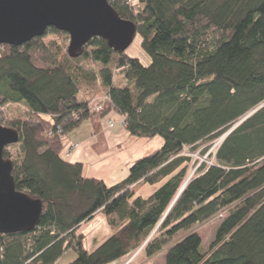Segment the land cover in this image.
<instances>
[{"label": "trees", "instance_id": "16d2710c", "mask_svg": "<svg viewBox=\"0 0 264 264\" xmlns=\"http://www.w3.org/2000/svg\"><path fill=\"white\" fill-rule=\"evenodd\" d=\"M108 2L135 23L149 64L99 36L75 57L44 34L0 44V105L27 109L25 118L4 122L19 133L11 175L15 189L42 201L32 230L0 233V264H52L68 248L75 251L69 264L152 256L177 231L220 211L207 250L189 231L167 247L164 264H264V105L234 126L264 102V0ZM79 58L99 67L70 62ZM113 58L125 85L113 82ZM98 85L110 101L92 111ZM111 111L123 115L129 135H160L162 144L107 184L83 175V163L62 150L67 132L85 119L105 150L100 121ZM230 128L214 162L198 164L187 179L191 156L183 148ZM141 184L155 186L143 196L135 193ZM99 209L115 229L87 250L77 229Z\"/></svg>", "mask_w": 264, "mask_h": 264}, {"label": "water", "instance_id": "95a60500", "mask_svg": "<svg viewBox=\"0 0 264 264\" xmlns=\"http://www.w3.org/2000/svg\"><path fill=\"white\" fill-rule=\"evenodd\" d=\"M49 26L69 34L67 52L74 57L93 36L104 38L116 51H124L136 33L135 23L120 17L108 0H0V44H22L42 35ZM262 105L264 102L234 126ZM18 140L16 129L0 124V233L32 230L42 211L39 198L15 189L13 162L3 157L4 146Z\"/></svg>", "mask_w": 264, "mask_h": 264}, {"label": "rangeland", "instance_id": "374dc122", "mask_svg": "<svg viewBox=\"0 0 264 264\" xmlns=\"http://www.w3.org/2000/svg\"><path fill=\"white\" fill-rule=\"evenodd\" d=\"M128 2L133 4L134 0H128ZM43 34L44 36L42 39L44 41L48 42L49 40H55L60 45L63 54L64 55L68 54L67 48L69 45V34L67 32L65 31L63 33L51 32L48 31L47 29ZM140 42H141L140 34L135 33L131 43L125 49V52L130 56L138 57L142 64L147 65L150 63V56L141 46ZM70 62L72 64L74 63L80 65L83 64V66L89 64L92 65L95 69L99 67V65L85 62L82 58H79L78 60H76V62L75 60H72ZM109 66L110 68H112V77L114 84L125 85L127 82L122 77V74L118 71V69L115 68L114 58L109 64ZM97 87H98L97 91H99L98 95L94 94L93 96H91V98H89L88 100V104L93 99L102 100L101 98L103 97L104 92L99 85ZM130 87L132 89L131 84ZM105 104L106 102L104 103V105ZM26 115H27V109L24 103L8 102L5 103L4 105H0V124L4 125V122L9 118H14V117L25 118ZM105 118L106 121L109 120L108 115ZM117 118H119V116L115 114L113 117L115 127L118 126ZM103 123L106 125L104 121ZM224 133L225 131L219 134L218 136L214 137L213 139L200 141L193 147L186 146L183 148V152L191 156L187 179L193 173L194 168L198 164L202 163L206 165L214 162V153L218 148ZM119 141L120 144L117 145V147L112 148V150H110L108 154L106 153L102 156L100 155L97 157V159H94L93 161L88 160L86 164L85 169L87 168L89 170L90 168L95 169L96 173L94 175H96L97 177H101V179H103L107 184L114 183L119 179L124 178L127 175L128 166L133 162V160L159 147L162 144V137L160 135H155L151 138H146L141 136H130L126 138L124 137V139L122 138V140ZM65 147L62 150L63 155L65 153ZM4 148H6V151L8 153V158L12 160L17 158V142L7 144L4 146ZM66 159L68 160V158ZM73 159L75 160V157ZM111 169L114 170L116 169V170L113 174H108L109 170ZM154 186L155 185L141 184L140 186H138V188L135 189V193L146 196L151 192ZM223 212L224 211L217 212L212 216H210L209 218L201 222L193 223L187 228L181 229L176 233H174L173 235H171L168 238L166 244L163 246V249H161L160 251H158L153 255L154 264H159V262L163 258V251L167 246L172 244L174 241H176L177 239H179L181 236H183L185 233L189 231H196L199 234L201 239L200 249L203 251L207 250L210 242L214 238L216 227L222 218ZM101 218H103V214L99 213L93 219H90L89 221L86 222L83 221L84 223L80 227H78L79 232L82 231L84 234L83 242L85 243V246L88 247L89 250H92L96 247V245L94 246V243H98L94 241L96 237L99 236L101 230L104 227L103 219ZM71 249L72 248H68L67 249L68 251L65 250L67 253L66 255H69V253H71Z\"/></svg>", "mask_w": 264, "mask_h": 264}, {"label": "crops", "instance_id": "0c3cea01", "mask_svg": "<svg viewBox=\"0 0 264 264\" xmlns=\"http://www.w3.org/2000/svg\"><path fill=\"white\" fill-rule=\"evenodd\" d=\"M117 114L119 118H117L118 126L115 127V123L112 126H108V121H106V118L102 119L100 121V127L101 131L104 134L105 142L107 145V148L102 151H98L97 147L95 146L97 144V140L99 138L97 137V134L93 131V125L91 124L90 119H85L80 125L73 128L66 134V146L68 144H76L75 148L71 151L69 156H66L65 158H68L70 161H80L83 163V175L89 176V177H97L94 175L96 173L95 169L90 168V170L86 168V164L88 160H94L97 159L98 156H102L104 154H108L112 148L117 147V145L120 144L119 140L124 139V137H130L131 135L128 134L125 125L123 123L124 117L123 115L117 113L116 111H111L108 114L109 119H113L114 115ZM114 120V119H113ZM103 121L106 123V125L103 123ZM110 128H108V127ZM75 157V160L73 159ZM116 170V169H115ZM114 169L109 170L108 174H113L115 172ZM101 178V177H97ZM99 213L103 214V223L104 227L101 230V233L99 236L96 237L94 242L100 243L102 240H104L110 233H112L115 229V226H113L109 222V217L105 215L100 209L97 210L92 217L89 219L84 220V222L89 221L90 219H93L95 216H97ZM80 223L79 227L84 223ZM79 232V230L77 229ZM82 232V231H81ZM83 233V232H82ZM84 238V237H83ZM98 243H94V246ZM83 246L87 249L88 247L85 246V243L83 242ZM168 247V246H167ZM167 247L163 251V258L159 262V264H164V255L166 252ZM163 249V248H162ZM68 251V250H67ZM66 251L52 264H69V262L75 257V251L71 249V253L69 255H66ZM106 264H154L153 255L152 256H145L142 251H138L133 255H126L123 257H120L116 260H113Z\"/></svg>", "mask_w": 264, "mask_h": 264}, {"label": "built area", "instance_id": "2783aa9c", "mask_svg": "<svg viewBox=\"0 0 264 264\" xmlns=\"http://www.w3.org/2000/svg\"><path fill=\"white\" fill-rule=\"evenodd\" d=\"M129 4L131 5V3L129 2ZM102 100H91L90 103L88 104L90 109L92 111H98L100 110L104 103L105 102H108L110 101V98L108 96V94L104 93L103 97L101 98ZM123 123H124V120H123ZM114 124V120L113 119H109L108 120V126H112ZM224 135V134H223ZM76 144H68L66 147H65V153H64V156H69L71 151L75 148Z\"/></svg>", "mask_w": 264, "mask_h": 264}]
</instances>
